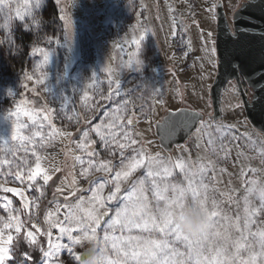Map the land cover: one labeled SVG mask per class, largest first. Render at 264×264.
Masks as SVG:
<instances>
[{
    "label": "rangeland",
    "instance_id": "374dc122",
    "mask_svg": "<svg viewBox=\"0 0 264 264\" xmlns=\"http://www.w3.org/2000/svg\"><path fill=\"white\" fill-rule=\"evenodd\" d=\"M219 1H223L233 24L234 12L246 0H54L63 29L62 35L57 38L60 43L56 44L57 39H52L53 43L49 44L48 38L36 45L51 53L50 62L37 70L43 56L32 52L36 59L29 69L11 78L3 77L0 71V159L11 160L13 155L19 158L24 155V147H27L28 159L32 162L31 149L36 145V151L42 157V168L53 176L45 186L46 196L41 201V227L47 226L43 223L45 209L49 208V201L53 197L60 201L65 198L75 201L81 195L91 197L92 182L102 174L87 168V153H98L94 157L98 161L107 157L99 137L94 133H90V139L95 143L88 144L87 151L81 149V132L90 126L95 127L109 116L133 120L134 124L128 128L138 140L134 147L142 148L148 156L159 154L165 159L190 160L193 164L198 158L209 156L203 123L234 125L238 133L250 136L251 142L242 140L239 135L234 142L226 141L229 149L226 158L217 160V157L211 156L215 171L207 173L212 177L211 182L205 180L209 186L208 206L211 211V204L215 203L219 214L214 218L212 230L202 238L206 241L204 255L217 248L230 249L246 227L253 234L257 233L258 227H264V214L257 211L249 224L246 211L248 208L258 210L264 203V147H261L264 145V133L247 118L236 81H229L222 91V117L217 121L209 117L213 113L210 90L218 70L217 51L214 66L211 49L216 48V7ZM10 2L13 4L14 21L15 8L21 7L23 10V0ZM26 19L31 23L29 17ZM39 25L32 24L36 28ZM141 36L143 39L137 53L133 41ZM137 60L142 64L137 65ZM137 67L139 69L135 70ZM42 73L45 83L40 85L36 80L41 78ZM28 75H33V79H26ZM117 80L121 84V94L107 99L114 93ZM9 91L13 96L8 95ZM5 100L10 103L7 107L3 104ZM125 100L127 107L124 106ZM184 106L197 109L207 117L185 144L167 152L156 135V123L168 110ZM10 113L14 115L10 116ZM121 122L126 120L122 119ZM17 125L22 127L17 129ZM37 130L45 134L55 130L50 143L46 141L44 148L39 147V138L32 139V143L27 142ZM14 135L16 139H13ZM220 155L224 157L223 153ZM76 157L85 163L81 164ZM54 168L58 171L52 172ZM82 169H87L88 179L81 176ZM144 175L145 170L138 169L130 181L121 185V194L126 195L125 189L130 188L131 181ZM167 180L172 183L183 180L187 185L179 168H175L173 176ZM7 186L23 187L15 183ZM57 188L61 189L60 193ZM73 191L76 197L70 195ZM108 192L106 186L102 195L106 197ZM26 194L29 198L39 195L32 190ZM0 195L12 199V207L22 208V201L14 194ZM144 195L148 206L155 208L154 193L147 182ZM115 206V201H108L110 216ZM16 214L24 218L22 213ZM4 216L5 213L0 211V217ZM102 227L97 230L99 242L85 240L76 247L77 254L81 255L91 245L104 246ZM132 234H139L138 230L134 229ZM115 235H121L119 228ZM159 235L154 234L152 238L158 239ZM244 235L258 249V244L246 230ZM57 236L59 230L55 229L53 240ZM38 239L46 246V237ZM61 242L66 243V238ZM173 246L185 254L183 264H195V260H188L186 249L180 241H175ZM23 247L34 259L41 256L38 250L26 244ZM105 251L115 259L110 245ZM242 255L247 259L246 252ZM61 259L65 264H74L67 253H63ZM6 264L12 262L6 261Z\"/></svg>",
    "mask_w": 264,
    "mask_h": 264
},
{
    "label": "snow or ice",
    "instance_id": "6c2138e0",
    "mask_svg": "<svg viewBox=\"0 0 264 264\" xmlns=\"http://www.w3.org/2000/svg\"><path fill=\"white\" fill-rule=\"evenodd\" d=\"M0 2H6V0H0ZM30 4L31 0H23L24 6H30ZM24 6L23 10L21 7L15 8V19L26 21L29 17L30 12ZM240 8L241 11L236 12L234 16L237 25L235 32L230 33L232 45L219 53V62L230 76L236 77L237 80L243 76L253 88L264 90V0H247V3ZM25 27H28L27 23ZM0 30L8 31L10 25L0 24ZM241 37H248V40L242 41ZM142 39L143 36L133 41L137 47V53ZM48 43H53L51 38L48 39ZM55 43H60V40L57 39ZM216 51L215 47L211 49L214 66L217 63ZM32 52L43 56V62L37 70L50 62L51 53L46 49L33 47ZM136 63L142 64L139 60ZM138 69L139 67L135 68V70ZM42 77L43 73L41 78H37V84L45 83ZM26 79L32 80L33 75H28ZM111 85L110 81L109 86ZM120 94L121 84L117 80L114 93L106 98L111 99L112 96ZM8 95L13 96V93L9 91ZM124 106L127 107L126 100ZM44 119L47 120V117ZM122 119L126 122H121ZM197 123H203L201 114H191L180 109L169 112L161 127L164 137L171 139L181 132L190 135L194 124ZM133 124L132 119L109 116L95 127L90 126L82 130L81 149L87 151V145L95 143L90 139V133L98 136L103 145L107 158L98 161L94 159L99 155L98 153H87L89 157L87 168L102 175L92 182L94 190L90 189L91 197L85 198L83 195L76 197L74 191L70 195L76 197L75 201H69L67 198L60 201L53 197L49 201V208L45 209L43 223L47 225L46 227H41L39 214L41 201L46 196L45 186L52 181L53 176L47 169L42 168V157L37 153L36 145H33L31 149L34 157L32 162L28 159L27 147H24V155L19 158L13 155L11 160L0 159V193L14 194L22 201V208L17 209L12 207V199H9L7 195H0V211L5 213L4 217H0V225H2L0 226V264H6V261H11L12 264H65L61 259L63 253H67L74 264H83L80 253L77 254L75 249L85 240H96L98 243L97 230L101 229L102 225L104 249L109 248L110 245L111 251L115 252V259L102 255L99 264H183L185 254L173 246L175 241H180L184 245L188 260H195V264H237V262L238 264H257V258H259V264H264V227L262 226L258 227L255 234L250 228L242 229L239 239L233 242L230 249L217 248L208 255H204L205 240L193 241L180 234L175 226L176 218L183 207L193 203L203 206L208 216L215 222L214 218L219 212L216 210L215 203L211 204L212 210H209V186L205 183V180L209 182L212 180L207 173L215 171L211 156L217 157V160L226 158L229 153L226 141L234 142L239 135L242 140L251 142V137L238 133L234 125L220 122L216 125L203 123V131L207 133L206 145L209 156L198 158L193 164L190 160L185 162L182 159L175 161L170 158L165 159L159 154L155 157L148 156L142 148L134 147L138 140L128 128ZM33 125L36 126L35 120ZM19 127L22 125H17V129ZM54 133L55 130L50 134L37 130L27 142L32 143V139L39 138L38 145L44 148L46 141L50 143ZM13 139H16L15 135ZM21 139L24 138L21 137ZM5 143H7L6 140ZM221 153L224 157H221ZM76 159L81 164L85 163L80 157ZM175 168H179L184 174L186 186L183 180H178L177 183L167 180L168 177L173 176ZM194 168L197 171H193ZM138 169L145 170L146 175L131 181L130 188L125 189L126 195H122L121 185L130 181ZM55 171L58 169H52V172ZM88 175L87 169H82L81 176L88 179ZM146 182L154 193L155 208L148 206L147 197L144 195ZM10 183L20 184L23 187L7 186ZM106 186L109 192L105 197L102 193ZM28 190L36 191L39 195L29 198L26 194ZM57 192L60 193L61 189L57 188ZM108 201L116 202V206L112 208V216L108 215ZM246 211L248 223L251 224L257 211L264 214V203L258 210L248 208ZM18 212L22 213L24 218L17 215ZM117 228L121 233L119 236L115 235ZM55 229L59 230V236L53 240ZM134 229L138 230L139 234L133 235ZM245 230L258 244V249L247 240L244 235ZM125 232L128 234L125 235ZM154 234L162 235H159L158 239H153ZM38 237L47 238L46 246ZM65 238L67 242L62 243L61 241ZM25 244L33 250H38L41 256L34 259L24 249ZM245 252L247 259H244L242 255Z\"/></svg>",
    "mask_w": 264,
    "mask_h": 264
},
{
    "label": "water",
    "instance_id": "95a60500",
    "mask_svg": "<svg viewBox=\"0 0 264 264\" xmlns=\"http://www.w3.org/2000/svg\"><path fill=\"white\" fill-rule=\"evenodd\" d=\"M245 3H247V0L243 2L242 5ZM216 10H217L216 50L218 56V66H217L218 70L210 90L213 113L209 115V117L212 118L214 121H217L222 117V112H221L222 91L229 81H236L246 111L247 118L256 129L264 133V131H262V127H264V90H257L256 88H253L248 82V80L245 79L243 76H241L239 80H237V78L234 76H230L226 72L222 64L219 62V53L224 49L231 47L232 45V36L230 33L235 32L237 26L234 16L236 12L241 11V8L239 7L234 12L233 24L230 23L223 1H219L217 3ZM244 15L246 16V10L244 12ZM241 40L247 41L248 37H241ZM180 109H183L191 114H197V113L201 114L203 116V120L207 117V115L204 114L203 112L186 106L176 110H172V109L168 110L164 114L162 119L157 121L156 123V135L159 139L161 146L167 152H171L175 147L185 144L186 141L191 137V135L197 130V128L200 125V123L194 124L190 135L185 132H181L175 137H172L171 139H166L164 137L161 127L163 120L169 114V112H176ZM108 215L110 216L109 213ZM106 218L107 217H105V219Z\"/></svg>",
    "mask_w": 264,
    "mask_h": 264
},
{
    "label": "trees",
    "instance_id": "16d2710c",
    "mask_svg": "<svg viewBox=\"0 0 264 264\" xmlns=\"http://www.w3.org/2000/svg\"><path fill=\"white\" fill-rule=\"evenodd\" d=\"M36 11L42 17L37 28L27 19H14L10 30H0V40L5 41V44H0V71L3 77L11 78L29 69L36 59L31 55L33 47L43 40L57 39L62 35V23L54 0H46ZM2 23L3 19L0 17V24ZM25 23L28 27H25ZM3 104L7 107L10 103L5 100Z\"/></svg>",
    "mask_w": 264,
    "mask_h": 264
},
{
    "label": "clouds",
    "instance_id": "9594fccd",
    "mask_svg": "<svg viewBox=\"0 0 264 264\" xmlns=\"http://www.w3.org/2000/svg\"><path fill=\"white\" fill-rule=\"evenodd\" d=\"M45 2L46 0H31L30 6L23 5L30 12L29 18L32 24L36 25L41 22L42 17L36 10ZM12 8L13 4L10 0L0 2V17H2L3 23H8L10 26L13 21ZM0 44H5V41L0 40ZM213 224V219L208 216L204 207L195 203L186 204L175 221L176 230L193 241L201 240L212 230ZM101 249H104V246L91 245L81 255L83 264H99L102 255L108 256L105 249L103 251Z\"/></svg>",
    "mask_w": 264,
    "mask_h": 264
}]
</instances>
